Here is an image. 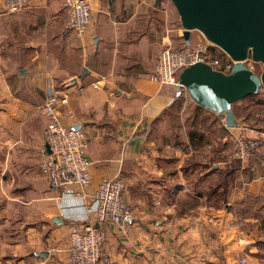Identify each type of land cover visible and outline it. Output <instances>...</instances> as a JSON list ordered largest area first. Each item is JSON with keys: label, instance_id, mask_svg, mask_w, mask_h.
Returning <instances> with one entry per match:
<instances>
[{"label": "crops", "instance_id": "crops-1", "mask_svg": "<svg viewBox=\"0 0 264 264\" xmlns=\"http://www.w3.org/2000/svg\"><path fill=\"white\" fill-rule=\"evenodd\" d=\"M89 3L80 40L63 0L15 13L0 1V264H67L71 226L93 222L92 192L117 175L131 217L102 225L98 264H264V166L223 157L233 134L264 138V103L235 104L227 127L184 88L148 79L164 47L185 44L169 0ZM51 89L67 96L62 121L87 133L85 197L52 190L40 169Z\"/></svg>", "mask_w": 264, "mask_h": 264}, {"label": "built area", "instance_id": "built-area-1", "mask_svg": "<svg viewBox=\"0 0 264 264\" xmlns=\"http://www.w3.org/2000/svg\"><path fill=\"white\" fill-rule=\"evenodd\" d=\"M7 13L22 10L28 0H0ZM64 27L78 39H83L93 22L89 0H63ZM207 63L212 69L229 73L235 61L219 47L203 36L199 40L179 48L164 47L157 55L154 69L148 79L160 85L179 87V74L189 65ZM248 69L255 71L250 57L244 60ZM67 96L51 89L38 111L47 121L43 131L44 146L41 147L40 169L48 186L60 192L76 185V196L85 197L90 183L92 161L89 159V141L82 129H73L60 117V107L66 105ZM231 148L223 152L227 165L248 162L256 158L264 166V138L233 134ZM47 145L49 153H46ZM124 179L115 176L102 179L92 192L96 211L92 223H75L71 226L67 242V264H98L103 258L101 250L102 225L111 222L124 224L131 217V208L124 199ZM58 198V196H57ZM244 259L240 263H244Z\"/></svg>", "mask_w": 264, "mask_h": 264}, {"label": "water", "instance_id": "water-1", "mask_svg": "<svg viewBox=\"0 0 264 264\" xmlns=\"http://www.w3.org/2000/svg\"><path fill=\"white\" fill-rule=\"evenodd\" d=\"M169 1L178 13L185 44L196 30L235 61L229 73L203 62L189 65L179 74L178 88L199 106L221 115L227 127H235L234 104L264 89V0ZM248 57L262 65L260 72L248 69ZM45 149L49 153L47 145Z\"/></svg>", "mask_w": 264, "mask_h": 264}, {"label": "trees", "instance_id": "trees-1", "mask_svg": "<svg viewBox=\"0 0 264 264\" xmlns=\"http://www.w3.org/2000/svg\"><path fill=\"white\" fill-rule=\"evenodd\" d=\"M255 72H258V71H255ZM251 98H253V99L251 100ZM248 99H250V100H248ZM245 101H252V103H255V104L264 103V89L259 90L256 94L249 96L247 98H244L243 100H240V101L236 102L235 104L242 103ZM248 114H250V113H248Z\"/></svg>", "mask_w": 264, "mask_h": 264}, {"label": "rangeland", "instance_id": "rangeland-1", "mask_svg": "<svg viewBox=\"0 0 264 264\" xmlns=\"http://www.w3.org/2000/svg\"><path fill=\"white\" fill-rule=\"evenodd\" d=\"M262 65L260 64V63H256L255 64V66H254V69H255V71H258V72H260L261 70H262ZM253 98H251V100H252ZM248 100H250V99H248Z\"/></svg>", "mask_w": 264, "mask_h": 264}]
</instances>
